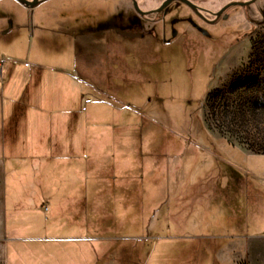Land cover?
<instances>
[{
  "label": "rangeland",
  "instance_id": "rangeland-1",
  "mask_svg": "<svg viewBox=\"0 0 264 264\" xmlns=\"http://www.w3.org/2000/svg\"><path fill=\"white\" fill-rule=\"evenodd\" d=\"M136 1L145 15L132 0H0V58L45 67L69 141L59 160L38 150V168L49 167L42 191L9 176V228L20 238L5 264H218L226 239L195 236L264 229V195L240 183L264 169V0H191L208 18L229 4L228 18L210 39L184 24L171 45L162 35L187 5ZM49 128L43 120L42 134ZM185 203L196 225L173 218Z\"/></svg>",
  "mask_w": 264,
  "mask_h": 264
},
{
  "label": "crops",
  "instance_id": "crops-1",
  "mask_svg": "<svg viewBox=\"0 0 264 264\" xmlns=\"http://www.w3.org/2000/svg\"><path fill=\"white\" fill-rule=\"evenodd\" d=\"M44 69V66L28 60L17 61L16 66L8 68L6 63L4 81L0 83V264H5L10 243L20 238L10 233L9 228V176H12L16 187L24 184L28 178L30 192L35 194L42 191V185L48 183L49 167L38 168V150L40 153H49L45 157L47 159L54 157L59 160L64 158L63 153L69 145V141L62 138V129L65 127L62 114L67 111L52 107V97L57 100L62 94L50 95ZM57 70L62 71L59 67ZM43 120L45 126L50 124V132L45 134L40 129ZM28 162L29 168L25 167ZM247 174L251 177L240 183L247 196L253 195L257 200L264 195V169L258 165ZM187 176L181 174L183 180L177 181L179 187L186 184ZM44 205L45 209L49 208L47 203ZM177 210L173 216L175 221L186 217L188 222L190 220L191 224L196 225V217L201 216L190 203L179 206ZM225 230L223 233L198 235L195 238L226 239L215 250L218 264H264V229L244 232L227 227Z\"/></svg>",
  "mask_w": 264,
  "mask_h": 264
},
{
  "label": "flooded vegetation",
  "instance_id": "flooded-vegetation-1",
  "mask_svg": "<svg viewBox=\"0 0 264 264\" xmlns=\"http://www.w3.org/2000/svg\"><path fill=\"white\" fill-rule=\"evenodd\" d=\"M46 0H42L41 2H44ZM177 1V0H175ZM40 2V3H41ZM133 2V0H132ZM174 2V1H173ZM180 3H183L187 5V7L190 9L189 13L185 14H176L175 16H172L170 18V24H169V32H164L162 35V44L163 45H171L177 42L178 39L182 36L184 32V24H187L190 26L197 34L202 36L203 38H212V34L210 32V27L216 24L220 19H227V8H225L219 15L217 12L214 14V18H208L204 16L202 13L204 12L203 8L198 6L197 9L192 8L190 5L186 4L185 2L177 1ZM39 3V4H40ZM136 9V8H135ZM165 10V9H163ZM138 11V10H137ZM162 11V10H161ZM140 13V12H139ZM141 14V13H140ZM146 14V13H145ZM142 14V15H145ZM183 24V25H182ZM113 30H115L119 35H123L125 37L127 36H141V32L135 30L132 31L131 28L123 27V26H114L112 27ZM92 34L94 36L93 44L91 49L93 50L92 54L95 55L97 51H99L100 48V36H99V30L92 28ZM89 48V47H87ZM95 57V56H94ZM77 59L76 55L74 57Z\"/></svg>",
  "mask_w": 264,
  "mask_h": 264
},
{
  "label": "water",
  "instance_id": "water-1",
  "mask_svg": "<svg viewBox=\"0 0 264 264\" xmlns=\"http://www.w3.org/2000/svg\"><path fill=\"white\" fill-rule=\"evenodd\" d=\"M17 1L23 4L26 8L34 9L42 0H17ZM173 1L175 0H164L163 3L156 9V11H161L163 9H166L168 5L172 3ZM177 1L185 2L186 4L190 5L194 9L198 8V5L192 2L191 0H177ZM253 1L254 0L236 1V2H233V4L246 5ZM133 5L136 8V10H138V12H140L141 14H145L148 12V11L142 10L136 0H133ZM228 6L229 4L224 6L219 12H217V14L219 15Z\"/></svg>",
  "mask_w": 264,
  "mask_h": 264
},
{
  "label": "built area",
  "instance_id": "built-area-1",
  "mask_svg": "<svg viewBox=\"0 0 264 264\" xmlns=\"http://www.w3.org/2000/svg\"><path fill=\"white\" fill-rule=\"evenodd\" d=\"M7 59L5 57L0 58V83L2 84L4 81V67Z\"/></svg>",
  "mask_w": 264,
  "mask_h": 264
}]
</instances>
